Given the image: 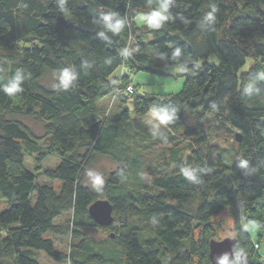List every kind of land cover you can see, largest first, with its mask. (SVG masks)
I'll return each instance as SVG.
<instances>
[{"label": "trees", "instance_id": "1", "mask_svg": "<svg viewBox=\"0 0 264 264\" xmlns=\"http://www.w3.org/2000/svg\"><path fill=\"white\" fill-rule=\"evenodd\" d=\"M160 2L0 0V198L6 204L0 264H40L33 251L70 264H210L211 220L224 211L237 240L234 264L240 254L245 264H264L245 230L250 222L264 228V0H169L160 27L138 28L136 15ZM109 15L121 24L119 33L105 25ZM210 56L216 64L207 62ZM163 65L182 68L181 90L165 98L138 94L129 75H164L157 70ZM64 71L72 75L67 84ZM48 74L57 79L51 87ZM13 84L17 90L6 94ZM112 94L130 102L136 118L128 110L102 118L97 102ZM161 109L171 118L159 136L171 144L182 129L195 147L185 161L171 149L174 172L145 185L140 160L124 142L144 129L137 118ZM208 112L235 141L240 134L232 152L207 137ZM18 117L44 122L45 154L60 158L44 176L59 182L58 190L37 184L24 167L26 150H36L37 142ZM97 156L120 169L91 188L84 175ZM98 199L111 203L119 224L108 227L115 233L103 241L85 234L101 228L87 211ZM68 212L67 224L53 223ZM46 234L68 235L69 252L57 251Z\"/></svg>", "mask_w": 264, "mask_h": 264}, {"label": "rangeland", "instance_id": "2", "mask_svg": "<svg viewBox=\"0 0 264 264\" xmlns=\"http://www.w3.org/2000/svg\"><path fill=\"white\" fill-rule=\"evenodd\" d=\"M138 14H144L139 12ZM137 14V15H138ZM136 15V16H137ZM146 15V14H144ZM134 22L138 28H143L147 24H139L134 19ZM145 30V29H144ZM148 39V36L145 37ZM210 64H216L214 56H210L207 60ZM250 64H246L249 66ZM179 69V70H178ZM157 70L164 73V75L151 74L147 72H137L129 75V81L132 86L137 88L138 94L147 95L151 97L165 98L170 95L177 94L184 83V77L182 74V68L177 65H163ZM125 72V71H124ZM123 75V74H122ZM121 75V76H122ZM126 76V74H125ZM57 79L54 75L48 74L44 80L46 86L51 87L56 83ZM129 87L131 90H129ZM127 91L132 92V87L128 86ZM98 109L101 113V117H108L109 119L116 118L123 110H128L130 118H136L132 112L130 102L123 103L115 95H108L97 102ZM150 112L143 118H137V122L143 124L144 129L138 131L136 139L125 140L124 145L129 146L132 153L140 160V180L145 185H149L151 180L163 175L172 174L175 170V164L171 160V149H178L177 158L185 161L190 155L192 147H195L194 138H187L184 136L183 130L180 129L174 132L176 139L173 143L169 144L165 139L159 136L160 134L167 133V129L163 124ZM215 112H208L205 114V128L207 129V137H209L211 143L219 145L221 148L226 149L228 153L232 152L237 147V142L232 138L233 134L225 129L219 128V121L216 118ZM28 128L36 138L37 149L26 150L24 156V167L30 170L36 180L37 184H45L58 190L60 183L57 181L48 180L44 176L46 170L54 169L60 162V158L57 155H46V146L48 137L44 132V122H38L32 118L18 117ZM187 125L191 126L193 123L187 119ZM150 130L156 133L152 136L145 131ZM44 153V156H43ZM234 160L236 156H231ZM120 169V166L115 164L109 157L97 156L93 162L89 165L84 175V185L93 187L94 185H101L104 183L107 176ZM99 181V182H97ZM133 176L129 178L128 184H133ZM6 207L3 199L0 198V211ZM71 219V213H64L54 219L55 225H65ZM212 229L215 232L216 240H222L227 237H234L233 223L228 211H224L212 218ZM119 227V224L115 222L113 225ZM245 230L248 233L251 244H258L256 253L262 259H264V228H260L255 222H250L245 226ZM114 230L111 228H91L85 231L87 237H90L96 241H103L108 238L109 234L113 235ZM0 237H3V233L0 232ZM46 238H50L53 241L54 248L62 253H68L70 249V237L68 235L59 236L53 234H46ZM196 239L199 238V232L196 231ZM35 259L40 264H70L67 260L61 262L53 261L48 255L43 252L33 251ZM249 254V253H248ZM193 264H198L195 259Z\"/></svg>", "mask_w": 264, "mask_h": 264}, {"label": "water", "instance_id": "3", "mask_svg": "<svg viewBox=\"0 0 264 264\" xmlns=\"http://www.w3.org/2000/svg\"><path fill=\"white\" fill-rule=\"evenodd\" d=\"M236 141H240V134H236ZM91 220L101 228H108L114 223L113 206L107 199H98L88 207ZM112 238L113 236L110 235ZM237 240L227 237L222 240L211 239L208 242V258L210 264H234ZM240 264H245L244 254L239 255Z\"/></svg>", "mask_w": 264, "mask_h": 264}, {"label": "clouds", "instance_id": "4", "mask_svg": "<svg viewBox=\"0 0 264 264\" xmlns=\"http://www.w3.org/2000/svg\"><path fill=\"white\" fill-rule=\"evenodd\" d=\"M169 7V0H161V2L158 4L155 11H152L148 15L144 14H138L135 17V20L139 24H147L148 26L152 28H158L161 26L162 22L166 19H168L167 11ZM113 17L111 15L104 17V23L107 26L109 30H111L113 33H119L121 30V24L119 22L112 23ZM248 64H251L252 61L249 59L247 61ZM179 70V69H178ZM72 79V75L69 71H64L62 73V81L63 83L67 84ZM17 90V87L15 84H13L12 87L4 89L6 94L11 95ZM152 116H155L161 123H166L171 118L170 113L167 110L161 109L160 111H153L151 113ZM242 167L246 166V162H242ZM99 182V181H97Z\"/></svg>", "mask_w": 264, "mask_h": 264}, {"label": "built area", "instance_id": "5", "mask_svg": "<svg viewBox=\"0 0 264 264\" xmlns=\"http://www.w3.org/2000/svg\"><path fill=\"white\" fill-rule=\"evenodd\" d=\"M123 72L125 71V70H122ZM129 90H131V88L129 87Z\"/></svg>", "mask_w": 264, "mask_h": 264}]
</instances>
